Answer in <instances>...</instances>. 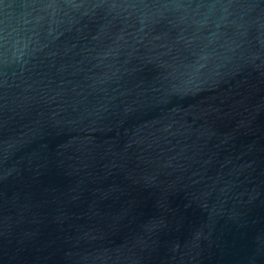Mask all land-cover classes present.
<instances>
[{"label": "water", "instance_id": "water-1", "mask_svg": "<svg viewBox=\"0 0 264 264\" xmlns=\"http://www.w3.org/2000/svg\"><path fill=\"white\" fill-rule=\"evenodd\" d=\"M0 264H264V0H0Z\"/></svg>", "mask_w": 264, "mask_h": 264}]
</instances>
